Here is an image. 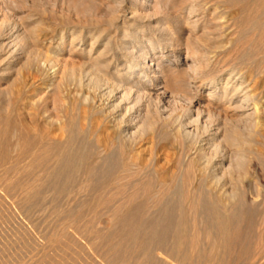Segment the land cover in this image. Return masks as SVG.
I'll return each instance as SVG.
<instances>
[{
  "label": "bare ground",
  "instance_id": "6f19581e",
  "mask_svg": "<svg viewBox=\"0 0 264 264\" xmlns=\"http://www.w3.org/2000/svg\"><path fill=\"white\" fill-rule=\"evenodd\" d=\"M233 4L239 6L242 11L253 7L255 17L252 21L250 20V25L260 31L264 28V1L235 0L231 5ZM133 23L134 21L132 23L123 22L120 31L121 38H125L127 31L135 27ZM21 31H23L24 36L23 41H20L27 49L24 52L25 59L22 68L29 71L30 75L41 76L42 78L37 81L40 85H45L53 77H48L44 62L52 63L53 59L45 57L47 60L42 62V58H39L40 55L29 50V46H34L41 41L37 36L38 33H33L31 27L29 30L24 27ZM21 33L16 25L10 26L0 22V51L6 48L8 55L16 54ZM80 38L82 37L75 36L74 42L80 41ZM95 41L96 39L89 42V49L86 52L89 55L87 60L89 68H86L85 73L90 72L92 75H89L92 79L91 84L93 83L96 91L98 90L97 98L95 97L96 101L92 97L91 101L88 98L90 107H92L90 111L101 115L109 124L107 137L104 135L106 139L101 136L103 140L97 142L100 149L103 148V150L101 149L102 152H105L103 167L96 162H86V153H89L90 156H97L94 146L76 140V124L73 113L69 114L70 116L67 115L64 124H57V128L52 133H45L40 136L32 134L33 130L30 125L33 124V121L30 116L26 117L28 113L24 110L29 102L28 94L36 85V81L30 75L26 76V79L15 78L17 82L13 86L14 89L12 88L14 100L12 112H15L18 117L9 118L11 116L7 114V117H0V191L3 192V195L18 200L19 203L21 202L20 204L32 207L31 203L34 199L41 193L47 192L45 189H49L54 195H61V197L62 195L73 196L74 187L77 183L76 177L78 174H83L84 177L88 178L84 182V189L90 193V198H92L90 201L87 200L88 202L84 200L82 209L80 208L81 210L78 209V211L74 209L73 212L74 207L71 208L70 205L66 214H70L72 224H76L77 228L84 229L83 226L78 225V222L80 221L79 224H82V220H84L87 221V225L94 224L95 216L99 217L97 212L99 207H103L102 210H105V207L109 208L107 212L110 211L111 207L108 206L111 203L108 204L109 201L107 202V199L105 198V200L103 197L112 187L114 190L118 189L114 187L118 179L121 185L118 184L120 187L116 195L119 193L121 197L118 196L115 200L120 198L118 201L121 200V205L111 208L109 213L112 212V215L108 213L109 217L112 216L111 223L113 226L111 227L114 229L117 225V229L114 231L112 229L109 233H106L105 230V233L102 234V231L101 233L92 230L91 224L87 228L89 229L91 226L90 229L95 231V236L91 235L104 244L105 248L103 246L102 248L107 251L108 264H138L137 259H140L144 264H228L230 259L234 257L233 252L237 251L236 248L238 249L237 258H247V264L262 263L264 261V193L261 196L263 197L261 201H257L259 196L253 198L249 188L247 189L248 185L243 180L246 177L242 174L241 167L246 153L249 152L250 154V146L241 140L240 136L244 132L247 133L245 135L248 137L259 134L257 129L264 120V113L261 108V103H264V80H255L251 75L245 73L246 71L231 70L225 78L221 102L225 105L224 112L237 118L236 124H234L236 128H229L230 130L226 134L221 135L219 123L217 121L214 123L215 120L210 121V116H206L205 119L198 117V114L194 119L187 117L186 122L179 126L178 133L172 128L176 133L171 134V143H169L174 146L177 144L173 143L178 142V148L180 147L181 151L177 150L184 155L179 153L177 158L180 159H177L174 164L169 165L166 161L163 162L164 164H158L156 161L158 154L156 156L154 154L153 157L149 150L151 148L144 147L143 151H139V149L133 151V148L137 149L145 143L142 136L151 130L152 125L148 124L142 128L143 126L137 121L141 114L140 110L136 109V111L134 106L129 107L128 104L131 95H134L135 98L143 95L150 96L149 91L157 90L158 85L163 82V78L168 73L165 74L163 67L160 66L162 62H159L155 66V71L145 81L146 85L134 84L132 78L138 77L147 68L138 67V60L143 59L141 54L137 55L138 58L135 57L137 59L135 62L126 58L127 54H131V57L135 55L132 50V43L129 42V45L126 44L127 46H122L119 43L113 49L105 45L101 51L95 54L93 50ZM218 44L223 47L224 41L220 40ZM162 58V60H166V57ZM151 61L152 58L146 63L147 66L152 65ZM259 71L264 72V65ZM65 80L72 81L74 84L75 81L80 82L79 75L74 73H70ZM88 82L90 83V79ZM86 101L87 99L84 100V102ZM1 111L3 110L1 109ZM25 118H28V121ZM137 123L142 127L138 126ZM89 124L88 126H90ZM84 127L80 131L86 133L91 126ZM97 127L98 125L94 128L95 131L98 130ZM61 133L66 136L64 142H60L56 138ZM7 134H11L13 139V142H10V148L14 152L13 156H8L4 151L7 143L5 144L3 136ZM94 145L96 146V143ZM145 149L148 151L147 155H143ZM118 154L123 155L122 160L120 158V163L118 162ZM231 155L233 158H230ZM182 156L185 157V160L181 159ZM257 158L264 166V157L257 155ZM152 160L154 163L151 162ZM148 163H152L151 169H149L150 164ZM118 165L120 172L116 171ZM131 170L134 173L129 174ZM107 172L112 174V179L104 181L97 178L99 174ZM132 175H134L133 178H136L133 179ZM82 193L85 194V192ZM52 200L50 201L53 203L55 200ZM51 202L49 204H52ZM18 204L17 206L13 205L18 207ZM57 208L58 205L56 206V216L60 213L59 208ZM49 211L53 212L50 209ZM251 211L253 215V211L258 212L256 214L260 216L257 227H255V222L253 223L254 218L250 214ZM62 212L64 213V211ZM85 212H97L96 215L93 214L95 216L92 222H88L89 216L88 220L87 216H84L86 219H82ZM89 215L91 216V214ZM72 224L70 221L69 225ZM96 224L93 226L96 227ZM107 225L109 226V224ZM33 227L35 226L33 225ZM254 227L256 229L252 230ZM71 232L74 234V231ZM86 233L88 234V232ZM50 235L52 236V234ZM74 235L78 236L77 234ZM246 236L248 240L250 239L248 242L251 243V247L253 246L251 250L248 246H242L246 241L244 239ZM62 237L64 238V236ZM84 238L86 239V237ZM254 238L255 242H253ZM95 239L94 242H96ZM57 242L60 241L52 238L51 243L58 244ZM89 242L92 243L90 240ZM98 244L101 247L100 243H97V246ZM102 248L101 250L104 251ZM37 255L40 256V254ZM42 257L45 258V255ZM42 257L38 259L42 261ZM39 260L37 261L39 262Z\"/></svg>",
  "mask_w": 264,
  "mask_h": 264
},
{
  "label": "rangeland",
  "instance_id": "374dc122",
  "mask_svg": "<svg viewBox=\"0 0 264 264\" xmlns=\"http://www.w3.org/2000/svg\"><path fill=\"white\" fill-rule=\"evenodd\" d=\"M234 1L0 0L1 24L16 25L20 29V33L22 32L19 35V41L17 40L18 48L16 54L8 55L6 48L0 51V117H7V115L13 119L18 117L15 112H12L14 106L12 90L14 89V84L17 82L15 78L21 80L23 78L26 79L30 75L29 71L22 68L25 59L24 52L27 49L22 43L24 33L21 29L25 27V29L29 30L31 27L33 33H38L37 36L41 41L34 46H29V50L40 55L39 58H42V62L48 58L53 59L52 63L44 62L48 77L53 78L51 81L45 83V85H40L37 80L42 77L38 75L33 76V74L30 75V77L35 78L36 85L31 89V93L29 92L28 94L29 102L24 111L28 113L26 117L30 116L33 124L30 125L27 122L28 118H25L27 120L26 123L32 128V134L40 136L45 133H52L57 128L56 126L60 123L61 125L65 123L64 120L66 121L67 115L73 113L76 124V140L94 146L97 156H90L89 153H86V162H96L99 166L101 165L103 167L105 152H102L103 148L101 147V150L97 142L99 140L102 141L104 138L106 139L109 124L101 115L90 111V108H92L90 107L91 97L96 101L98 90L96 91L95 85L93 83V85L91 84L92 75L90 72L85 73L89 68L87 61L89 55L86 52L89 49V42L94 39H96L93 49L95 54L101 51L105 45L113 49L119 43L122 46H127L126 44L129 45V42H131L135 55L131 57V54H127L126 58L135 62L137 60L135 57L141 54L144 60L140 58L141 61L138 60V63L137 61L136 63L140 68H147L138 77L132 78L134 84L146 85L145 81L155 71V66L159 62H162L160 66L163 67L165 74H169L163 78V82L158 85L157 90L149 91L150 96L143 95L138 98H135L134 95L130 96L128 106H134V110L139 109L141 113L137 121L143 127L137 123L138 126L144 128L148 124L152 125L151 130L148 132L145 131L147 134L144 133L145 135L142 136L145 139V145L143 144L141 147H137V149L133 148V151H138V149L139 151H143L142 149L144 147L151 148L149 150L153 157L154 154L155 156L158 154V158L156 159L158 164H164L163 162L165 161L169 165L174 164L178 159L177 157H179V153L182 152H180L181 148H178V142L173 143L177 144L174 146L169 144L171 143L170 137L175 131L177 133L179 132V126L186 122L187 117L194 119L199 115L198 117L205 119L206 116H210V121L215 120L214 123H219L221 135L226 134L230 130L229 128H236L234 124H236L237 118L224 112L225 105L221 102L225 78L231 70L237 72L246 71L245 73L251 75L253 79L258 81L259 79L264 80V72L261 73L259 71L262 65H264V28L260 31L250 25V22L255 17L253 7L242 11L239 6L235 4L231 5ZM258 13L259 11L256 15ZM131 21H134L133 24L135 27L131 30L125 29L128 30L125 34L126 37L121 38L120 31L123 22L132 23ZM97 35L98 38H96ZM75 36L82 38L79 39L80 41L74 42ZM220 40L224 41L223 47H220L218 44ZM70 41H72L70 43L71 45L69 44ZM59 51L60 53H57ZM162 57H166V60H162ZM151 58L152 65L147 66L146 63ZM70 73L79 75L80 82L75 81L74 84L72 81H66L65 79ZM85 74H88V76H85ZM89 75L91 76L89 77ZM89 79L90 83L88 82ZM46 86L47 88H45ZM84 98L87 101L89 98L90 101L84 102L86 100ZM261 105L264 113V103H261ZM1 109L8 111L3 112ZM170 122L174 123L171 124ZM87 123H90L89 125L91 127ZM97 125L98 130L96 129L95 131L94 128ZM83 127H90V129L86 133H83L80 131ZM105 130H107V133H105ZM257 130L259 132L257 135L248 137V135H245L247 133L244 132L240 136V139L247 142L250 146V154L249 152L246 153L241 172L246 177L243 180L248 185L247 189L249 188L248 190L252 194L250 195L253 198L259 196L257 201H261L264 197V166L261 165L262 163L258 160L257 155L264 157V120L260 123ZM101 136H103V139ZM65 137L64 133L56 136L60 142H64ZM3 140L5 144L7 143L4 151L8 156H13L14 152L10 148V142H13L11 134L3 136ZM93 142L96 143V146ZM147 152V149H145L143 155H147ZM120 154H118L119 163L123 158V155ZM230 158H233V155ZM181 159L185 160V157L182 156ZM151 162L154 163L153 160ZM151 164L150 167L147 165L149 169H151ZM116 171L120 172L119 165ZM131 172L133 171L131 170L129 174ZM99 176L97 178L104 181L112 179V174L108 172L99 174ZM133 176L131 177L133 178ZM76 178L75 193L73 196H68L71 197L70 199L72 201L66 195H62L61 197V195H54L51 190L45 189L47 192L41 193L31 203L32 207H28L25 204H20L21 202L19 203L16 199H10V197L4 196L3 192L0 191L4 197H1L2 195L0 193V264H108L106 258L107 251L104 249L105 246L96 237V239L94 238V232L102 231L103 233H101L104 234L105 232L109 233L113 229L111 227L113 226L111 223L112 216H110L111 218L109 217V214L112 215V212H109L111 208L113 209L115 206L121 205V200L118 201L120 198L115 200L119 196V193L116 195L120 187L118 184L121 185V183L117 179L114 187L118 189L114 190L112 187L113 189H109L108 193L106 192L103 197L107 199H105L107 202L109 201L108 204L111 203L108 206L111 207L109 212H107L109 208L105 207V211L102 210L103 207H99L97 209L99 217L95 216L97 212H95L96 214L85 212V215H83L82 219L84 216L90 217L91 220L89 217L87 218V220L89 219L88 222H92L95 216L94 224L90 223L92 225V227L90 226L91 229L95 231H91L90 227L87 229L88 225H90H87V221L81 219L83 221L82 224H79L80 221L78 222L79 226L84 227V229H80V227H76V224H72L73 221L70 218V214H66V210H69L67 208L74 207L72 211L74 209L78 211V209H82L85 201H90L92 198H90V193H87L84 189V182L88 178L84 177L83 174H78ZM79 191L85 192V194L82 192L80 194ZM51 193L54 195L53 200ZM9 199L18 202L15 203ZM50 200L55 201L52 203ZM50 202L52 204H49ZM12 203L15 206L19 203V208L15 207ZM57 205L60 209L57 208L58 211L60 213L64 211V213H59L56 216ZM59 205L61 206L59 207ZM49 209L53 210L54 215ZM253 212L254 215L252 211L250 214L254 218L253 223L255 222V227H257L260 216L256 214L258 212ZM93 214L95 215L93 216ZM70 221L75 226V230L72 225H69ZM102 222L104 223L102 224ZM95 224L96 227L93 226ZM115 226L114 229L116 230L117 225ZM255 227L252 230L256 229ZM71 231H74V234L78 236L72 234L73 232ZM89 235H91V239ZM49 237L51 240L53 238L60 242L53 244ZM92 237L96 242L93 241L94 239ZM244 239L246 241L242 246H248L249 250H251L253 246L251 247V243L248 242L250 239L248 240L247 236ZM253 242H255V238ZM97 243H100L101 247L99 244L97 246ZM236 250L238 251L237 248ZM28 251H31L32 255ZM237 251L235 253L233 252L234 257L232 256L233 258L230 259L228 264H247V258H237ZM37 254H40V256ZM36 255L39 257L45 255V258L42 257L43 259L40 261V258ZM137 262L138 264H144L140 259H137ZM262 263L264 264V261Z\"/></svg>",
  "mask_w": 264,
  "mask_h": 264
}]
</instances>
